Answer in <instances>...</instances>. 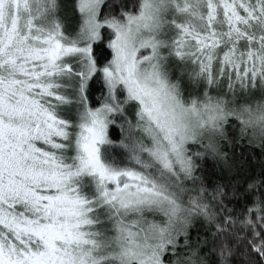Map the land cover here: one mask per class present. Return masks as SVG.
Listing matches in <instances>:
<instances>
[{
    "label": "snow or ice",
    "instance_id": "obj_1",
    "mask_svg": "<svg viewBox=\"0 0 264 264\" xmlns=\"http://www.w3.org/2000/svg\"><path fill=\"white\" fill-rule=\"evenodd\" d=\"M0 264H264V0H0Z\"/></svg>",
    "mask_w": 264,
    "mask_h": 264
}]
</instances>
